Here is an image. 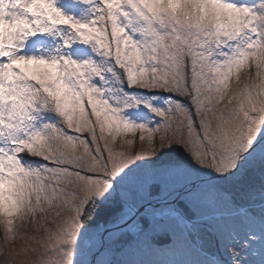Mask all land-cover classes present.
<instances>
[{
    "label": "snow or ice",
    "instance_id": "snow-or-ice-1",
    "mask_svg": "<svg viewBox=\"0 0 264 264\" xmlns=\"http://www.w3.org/2000/svg\"><path fill=\"white\" fill-rule=\"evenodd\" d=\"M0 264H264V0H0Z\"/></svg>",
    "mask_w": 264,
    "mask_h": 264
},
{
    "label": "rangeland",
    "instance_id": "rangeland-1",
    "mask_svg": "<svg viewBox=\"0 0 264 264\" xmlns=\"http://www.w3.org/2000/svg\"><path fill=\"white\" fill-rule=\"evenodd\" d=\"M3 229L0 227V237H2Z\"/></svg>",
    "mask_w": 264,
    "mask_h": 264
}]
</instances>
